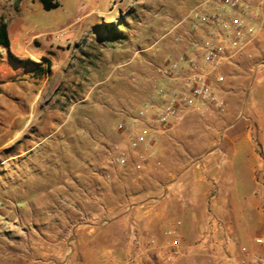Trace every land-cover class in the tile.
I'll use <instances>...</instances> for the list:
<instances>
[{
	"label": "rangeland",
	"instance_id": "obj_1",
	"mask_svg": "<svg viewBox=\"0 0 264 264\" xmlns=\"http://www.w3.org/2000/svg\"><path fill=\"white\" fill-rule=\"evenodd\" d=\"M56 1L59 7L46 11L38 0H0L12 48L0 52V264H23V234L52 215L55 194H61L62 215L72 218L67 230H90L96 220L86 212L74 215L73 188L66 186L81 162L120 169L118 198L108 205L123 203L126 213L172 184L187 185L204 219L231 225L237 237L264 236V50L238 62L251 72L228 93L223 87L237 75L233 66L222 70L224 109L191 101L166 126L160 150H152L153 139L144 145L150 158L138 172L133 156L112 165L107 148L127 145L129 132L117 126H133L129 117L157 101L155 87L173 86L155 66L177 59L183 46L155 41L169 19L185 15L190 0ZM247 21L264 38V1L252 3ZM234 137L243 139L234 143ZM244 206L251 207L245 219ZM195 226L188 225L181 242L198 241ZM9 249L12 260L5 258ZM194 257L190 264L206 262Z\"/></svg>",
	"mask_w": 264,
	"mask_h": 264
},
{
	"label": "crops",
	"instance_id": "obj_2",
	"mask_svg": "<svg viewBox=\"0 0 264 264\" xmlns=\"http://www.w3.org/2000/svg\"><path fill=\"white\" fill-rule=\"evenodd\" d=\"M8 30L7 24V32ZM17 38L18 36L14 35L13 41L16 42ZM10 50L12 48L9 40ZM251 50H264V38L261 33H256L247 44L245 56L242 58L244 63H246V58ZM0 52H3L1 48ZM230 67L228 68L230 69ZM231 68L237 77L230 78L231 85L223 87L224 92L241 86L240 80H243L251 72L248 68H242L238 63ZM226 88L229 89L226 90ZM0 89L1 95L4 87L0 86ZM167 131L156 130L154 132L152 138L155 144L152 150H160V142L163 140L161 135ZM56 132L54 129V134ZM231 139L234 143H238L243 138L234 137ZM24 156L22 159L29 158L28 154ZM80 166L71 173L74 179H71L66 185L73 188L74 215L86 212L96 221L87 231L79 228L72 232L70 229L67 230V227L71 225L72 218L62 215L60 210L62 197L61 194H55L52 201L54 208L52 215L38 220L37 230L26 231L23 234L22 251L20 252L24 260L23 264H129V261H133V264H190L192 256H195V259L202 256L206 258L205 255L196 251L194 245L189 246L188 243L181 242L187 235L188 225L191 227L196 225L194 236L197 235L198 238L210 227V219L203 218L199 210V201L197 202L196 197L190 196L187 185L172 184L167 189H163L156 197H151L150 202L140 204L131 212L126 213L123 203L116 202L114 205H108V202H113L118 198L113 193L116 186L123 182L120 169L107 166L101 170V165H97L95 169L90 165L85 166L83 162ZM211 205L220 210L216 201H213ZM174 208L177 209V213L173 210ZM241 210L242 218L250 217L251 207L244 206ZM228 212H225L224 216L227 215L230 221L231 212ZM178 218H180L179 221ZM213 229L216 240L213 246L214 263L236 264L237 259L241 257L238 245L245 246L251 255L264 257V243L257 245L256 238L251 239L246 236V233L237 237L231 225H224L217 229L213 227ZM136 230L141 239L139 247L134 241ZM172 230L176 231V236L168 234V231ZM150 238L157 240L156 246L146 247V240ZM12 244L9 243L11 246ZM173 246L176 248V253H173ZM7 255H9L8 259L12 260V249L5 253V258Z\"/></svg>",
	"mask_w": 264,
	"mask_h": 264
},
{
	"label": "built area",
	"instance_id": "obj_3",
	"mask_svg": "<svg viewBox=\"0 0 264 264\" xmlns=\"http://www.w3.org/2000/svg\"><path fill=\"white\" fill-rule=\"evenodd\" d=\"M254 1L264 0H190L185 15L168 20L155 43L166 40L183 46V52L174 61L155 66V72L169 79L173 86L155 87L157 101L139 108L134 116L129 117L131 128L122 123L117 126L120 131L129 132V138L127 145L107 148L112 165L123 166L133 156V169L143 170L150 156L142 151V147L152 141L156 130H165L168 124L180 119L191 101L224 109V100L218 96L219 86L224 82L222 70L237 64L245 56V48L254 37L253 25L247 21ZM209 226V230L194 244L196 251L206 256V262L197 264H221L213 262L216 243L213 227L222 228L223 224L211 216ZM168 234L176 236V231H168ZM134 241L137 247L141 245L137 230ZM255 243L262 245L264 237L256 238ZM155 244L151 238L146 247H154ZM173 247V253H176ZM239 254L241 257L236 264H264L263 256L251 255L245 246L240 247Z\"/></svg>",
	"mask_w": 264,
	"mask_h": 264
},
{
	"label": "trees",
	"instance_id": "obj_4",
	"mask_svg": "<svg viewBox=\"0 0 264 264\" xmlns=\"http://www.w3.org/2000/svg\"><path fill=\"white\" fill-rule=\"evenodd\" d=\"M43 10L50 11L59 7V3L56 0H38ZM109 41L114 42L117 40V32L112 30L108 35ZM0 48L6 49L9 51V37L7 32V24L4 19L0 17ZM37 73H41V70H38ZM1 91V89H0Z\"/></svg>",
	"mask_w": 264,
	"mask_h": 264
}]
</instances>
